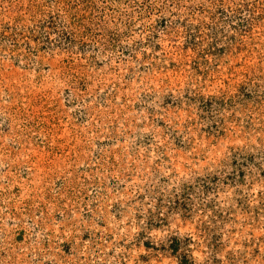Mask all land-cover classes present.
<instances>
[{"label":"rangeland","instance_id":"374dc122","mask_svg":"<svg viewBox=\"0 0 264 264\" xmlns=\"http://www.w3.org/2000/svg\"><path fill=\"white\" fill-rule=\"evenodd\" d=\"M0 264H264V0H0Z\"/></svg>","mask_w":264,"mask_h":264}]
</instances>
